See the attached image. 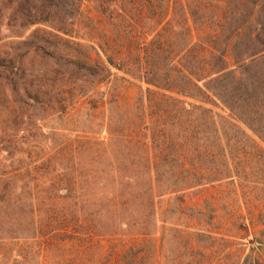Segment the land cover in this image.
Listing matches in <instances>:
<instances>
[{"label": "trees", "instance_id": "trees-1", "mask_svg": "<svg viewBox=\"0 0 264 264\" xmlns=\"http://www.w3.org/2000/svg\"><path fill=\"white\" fill-rule=\"evenodd\" d=\"M37 1L67 6L66 0L18 1V28L41 24L51 30L36 27L27 37L0 42V100L36 110L40 128L46 119L77 111L83 99L94 100L109 80L137 81L145 85L149 122L139 139L124 140L130 156L122 163L113 159L109 171L79 166L78 149L59 162L48 154L55 147L42 143L20 153L0 145V244L21 247L83 223L93 232L92 216L103 211V198L115 213L123 212L128 234L145 237L147 227L156 228L167 196L173 206L161 222L170 231H179L187 216L194 226H184L193 229L187 234L194 242L213 239L207 228L215 223V207L188 206L186 197L249 178L254 166L248 171L235 161L242 150L264 164V0H118L124 7L116 4L112 15L127 32L116 37V50L104 63L69 31L33 15L30 4ZM132 16L140 19L139 31ZM134 144L141 152L131 156ZM109 180L116 189L105 197ZM132 210L139 217H130ZM236 229L248 249L240 264H264L263 235L243 221ZM135 257L128 264H136Z\"/></svg>", "mask_w": 264, "mask_h": 264}, {"label": "rangeland", "instance_id": "rangeland-1", "mask_svg": "<svg viewBox=\"0 0 264 264\" xmlns=\"http://www.w3.org/2000/svg\"><path fill=\"white\" fill-rule=\"evenodd\" d=\"M18 1L0 0V42L15 39L14 35L27 37L36 27L51 30L41 24L27 29L18 28ZM119 3L118 0H78L76 3L66 0L64 4L67 6L53 7L37 1L31 2L30 7L33 15L37 13L36 17L49 19L54 29H66L72 35L69 37L92 47L93 55L104 63L110 51L116 50L112 48L116 37L127 32L126 25L119 18L114 20L112 15L116 4L124 7L123 3ZM131 18V23L137 27L134 29L139 31L140 19L136 16ZM115 29L119 30V34ZM35 62L37 64L38 59ZM145 98L144 84L109 80L98 87L94 100L83 99L77 111L71 110L65 116L46 119L40 128L36 110L20 103L10 108L7 100L2 98L0 145L6 144L14 153H20L42 143L40 146L55 147L48 154L55 156L59 162H62V155L78 149L79 166L86 167L91 163L109 171L110 164L115 162L113 159L122 163L130 156L124 140L139 139L149 122ZM51 134H55L56 138L52 140ZM140 152L137 145H130L131 156ZM235 161L248 171V167L254 166L248 172L249 178L241 177L234 184L209 187L203 193H190L186 197L188 206L201 205L204 210L209 209L210 204L215 207V223L207 228L213 239H205L199 244L194 242L196 237L187 234L193 229L184 226H194V221L186 220L187 216H182L179 221L183 224L179 231H170V225L161 222L170 217L168 210L173 204L169 196L161 201L157 210L156 228L147 227L146 232L150 234L145 237L133 236L121 224L122 218L119 217L123 212L118 210L115 213V209L103 198L102 203L99 202L103 211L92 216L95 231L89 232L83 223L74 232L36 236L21 247L18 245L21 242L16 245L2 243L0 255H10L1 257L0 264H128L134 254L136 264H190L189 257L193 259V264H240L248 249L242 244L243 233L236 229L239 221L249 225L252 233L263 235L264 242V185L261 184L264 182V164H260L258 154L251 152L247 155L243 150L236 154ZM115 187L109 180L104 196L110 197V191ZM134 204L131 206L134 207ZM129 212L130 217H139V210ZM187 239H190L192 249L185 243ZM200 251L202 255H199ZM260 257L264 261V246Z\"/></svg>", "mask_w": 264, "mask_h": 264}]
</instances>
